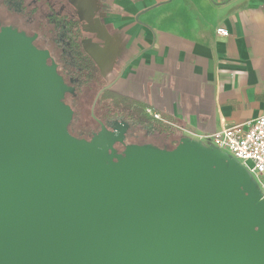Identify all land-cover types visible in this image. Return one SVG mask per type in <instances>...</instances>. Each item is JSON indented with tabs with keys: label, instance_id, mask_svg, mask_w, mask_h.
Instances as JSON below:
<instances>
[{
	"label": "water",
	"instance_id": "1",
	"mask_svg": "<svg viewBox=\"0 0 264 264\" xmlns=\"http://www.w3.org/2000/svg\"><path fill=\"white\" fill-rule=\"evenodd\" d=\"M34 40L0 27V264H264L248 170L183 139L73 136V89Z\"/></svg>",
	"mask_w": 264,
	"mask_h": 264
},
{
	"label": "crops",
	"instance_id": "2",
	"mask_svg": "<svg viewBox=\"0 0 264 264\" xmlns=\"http://www.w3.org/2000/svg\"><path fill=\"white\" fill-rule=\"evenodd\" d=\"M75 2L103 79L191 132L178 139L213 149L264 113V0Z\"/></svg>",
	"mask_w": 264,
	"mask_h": 264
},
{
	"label": "flooded vegetation",
	"instance_id": "3",
	"mask_svg": "<svg viewBox=\"0 0 264 264\" xmlns=\"http://www.w3.org/2000/svg\"><path fill=\"white\" fill-rule=\"evenodd\" d=\"M75 4V0H0V27H10L28 36H35L34 45L39 49H47L49 51L50 60L56 63L57 70L63 77L64 82L73 89L72 92L65 93L64 96V102L73 111L69 124V132L73 136L89 140L94 135H97L103 126L111 132L115 130L116 132H124L122 144L114 145L118 153H122L123 148L128 144L148 143L147 141L143 143L138 141L128 142L131 136L134 140L138 136L135 134L136 132H133L131 123L128 124L127 122L128 126L125 127V119L111 111L108 112L105 108L97 106L101 93L106 90H112V84L103 79L101 68L91 55V51L88 48L90 35L86 32L87 27L80 21L81 19H79L76 9L73 7ZM75 26H77L78 31ZM76 31L80 35L78 49L82 52L80 56L83 60L79 62L73 60L74 64L72 60H69L68 56L69 54L74 55L75 53L73 52H76V41L73 34ZM54 39H56V43ZM88 57L91 58V62ZM76 64L79 65L78 69L83 71L81 81L84 85L87 87L97 86L98 88L95 91L89 111L91 124L87 127L77 128L76 131L78 132L72 129V125H75L74 116L76 113L74 106L78 91H75L77 89L76 86L75 90L72 87L74 80L67 74L76 69ZM68 97L73 98L70 99ZM67 98L70 99V102H66L68 101ZM142 134L145 137L150 135H146L145 132Z\"/></svg>",
	"mask_w": 264,
	"mask_h": 264
},
{
	"label": "built area",
	"instance_id": "4",
	"mask_svg": "<svg viewBox=\"0 0 264 264\" xmlns=\"http://www.w3.org/2000/svg\"><path fill=\"white\" fill-rule=\"evenodd\" d=\"M216 33L228 35L222 28H218ZM145 110L154 119L162 121L174 130L191 133L184 126L163 118L150 108ZM209 138L215 147L231 154L251 173L264 199V113L250 121L245 129L240 125H232L214 132Z\"/></svg>",
	"mask_w": 264,
	"mask_h": 264
},
{
	"label": "trees",
	"instance_id": "5",
	"mask_svg": "<svg viewBox=\"0 0 264 264\" xmlns=\"http://www.w3.org/2000/svg\"><path fill=\"white\" fill-rule=\"evenodd\" d=\"M76 30H77V26ZM78 31V30H77ZM74 32V39L76 41V52L74 55L69 54V60H74L75 62H79L83 60L80 56L82 52L78 49V45L80 43V35L79 32ZM72 34V35H73ZM71 35V36H72ZM56 38V37H55ZM56 43V39H54ZM79 41V42H78ZM89 58V57H88ZM91 62V58H89ZM73 61V63H74ZM75 64V63H74ZM76 69L74 71H70L67 74L71 76L74 80V85L72 86L75 90L79 92V82L81 81L82 77V70L78 69L79 65L76 64ZM66 72V71H65ZM76 81H75V79ZM74 91V92H75ZM98 107H102L103 109H107V111H111L116 115L120 116L121 118L125 119L126 122L131 123L134 122V125L145 132V134H150L152 136H156L160 140L168 143L163 145V148L171 149L175 147L179 143V139L176 136V130L169 127L167 124L163 123L160 120L154 119L151 115H149L143 105L139 102L135 101L134 99L124 97L112 90H106L101 93L99 97V101L97 104Z\"/></svg>",
	"mask_w": 264,
	"mask_h": 264
},
{
	"label": "rangeland",
	"instance_id": "6",
	"mask_svg": "<svg viewBox=\"0 0 264 264\" xmlns=\"http://www.w3.org/2000/svg\"><path fill=\"white\" fill-rule=\"evenodd\" d=\"M97 89H98L97 86L96 87L95 86L94 87H87L84 85L83 82H79V89H78L79 92L76 94V98H75L74 108H75L76 114L74 116L75 125H72L73 130L75 129V131H76L77 128H80L83 126L87 127L91 124V118L89 115V111H90V106L92 104V100L94 98L95 91ZM68 98L72 99L73 97H68ZM70 99H68V101H66V102H70ZM125 123H127V122H125ZM131 128H132L133 132H136L135 134H137L138 136L135 137V135H134V137L137 138L135 140L132 139V136H131L130 140H128V142H130V143L137 142V141L140 143H143V142L147 141L148 143H150L156 147H160V148H163L162 147L163 145L168 144V143L160 140L156 136H151V135H149L148 137L143 136L142 130H139V128L134 125V122H132ZM76 132H78V131H76ZM224 153L226 154L227 157H229L232 161H234L237 165L242 167L248 173L247 169L241 164V162L239 160H236L229 153H226V152H224Z\"/></svg>",
	"mask_w": 264,
	"mask_h": 264
}]
</instances>
